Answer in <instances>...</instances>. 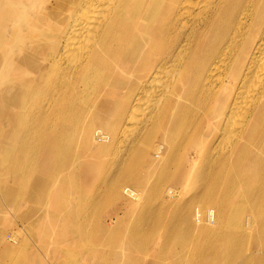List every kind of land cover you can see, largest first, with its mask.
<instances>
[{
  "label": "bare ground",
  "instance_id": "bare-ground-1",
  "mask_svg": "<svg viewBox=\"0 0 264 264\" xmlns=\"http://www.w3.org/2000/svg\"><path fill=\"white\" fill-rule=\"evenodd\" d=\"M15 1L0 0V179L5 169L12 179L22 177L25 160L35 154L42 168L55 147H62V157L65 144L75 141L88 144L89 156L96 158L104 147L100 143H115L121 128L136 124L134 135L115 148L109 171L119 197L128 182L135 186L137 179L149 178L146 207L138 217L144 231L133 225L129 236L147 242L149 233L162 231L166 237L157 253L191 264H251L245 246L218 257L217 242L243 244L253 237L245 228L252 219L264 222V0H52L33 17L22 16L24 34L6 23L17 12ZM25 40L28 50L7 48L21 47ZM63 56L71 69L57 71L54 66ZM49 71L55 79L43 81L42 72ZM87 99L100 108L91 109ZM143 102L149 108L137 117ZM21 115L28 122L25 130L17 126ZM99 116L113 131L101 140L95 136L103 129ZM9 140L17 146L11 149ZM177 143L197 148L198 159L181 163ZM211 143L222 146L215 152ZM152 149L160 151L158 159ZM78 164L87 175L84 163ZM78 164L71 162V168L78 171ZM41 179L36 177L31 187L40 199L29 208L33 212L57 200L53 192L37 195ZM185 179H190L186 186ZM167 183H180L192 194L170 202L165 193L181 190ZM0 189L12 199L10 183L2 182ZM201 204L213 208L204 210ZM245 210L250 215L241 224ZM96 217L95 233L86 227L90 217L83 222L78 215L74 230H45L54 238L53 258L68 251L59 245L62 238L85 241L115 231ZM49 218L59 226L56 216H32L35 223ZM2 237L0 232L1 243ZM255 238L264 246V225ZM8 247L0 250V264ZM218 258L223 260L212 262Z\"/></svg>",
  "mask_w": 264,
  "mask_h": 264
},
{
  "label": "rangeland",
  "instance_id": "rangeland-1",
  "mask_svg": "<svg viewBox=\"0 0 264 264\" xmlns=\"http://www.w3.org/2000/svg\"><path fill=\"white\" fill-rule=\"evenodd\" d=\"M51 1L52 0H16L14 3V9L17 12L14 16H11L8 19V22H6L7 26L10 25V23H14L20 30L23 28L21 32L24 34V21L22 16L27 15L28 17H33L36 12L44 11L45 6ZM49 30L50 29H48V31ZM27 44L28 41L25 40L21 47L8 45L7 48L12 51H14V49L17 51L19 49L23 51L28 50L29 46H27ZM2 47L3 46L0 45V48ZM64 57L65 56L60 59L58 66H54L55 70L66 71L71 69V62L64 59ZM55 77L56 75L52 74L51 71H49L47 75L42 72L41 75V79L47 82L52 81ZM89 100H85L84 103H87L88 101L91 109L95 110L96 108H100L98 102L95 101V103H92L90 102L91 100ZM148 108V104H144V102L141 103L137 108V117L143 116ZM100 118L101 116L98 117V122ZM95 119V116L91 117V120ZM17 122V126L20 130H25L28 127V122L24 120L23 115L19 117ZM100 124L103 129L99 128L100 130L98 129L97 135L95 136H98L101 140L104 132L106 134H112L113 131L110 133L107 127L102 123ZM135 130L136 124L132 125L129 123L125 129L121 128L118 131L115 143H100L102 144L101 146L104 147L99 149L97 153L98 157L96 158L89 156L88 144L83 145V143H77L75 141V143L65 144V151L67 154L62 157H60L62 147H55L54 154L50 153L49 155L51 157L47 159L50 161L42 164V168H37L36 166L38 164L36 161H40L38 154L31 156L29 162L25 160V169L22 177L12 179V176H10V172L7 169L3 171L2 179H0V186L2 182L7 181L15 188L11 200H9L8 196L4 194L2 189H0V197L3 199L0 202V232L3 235V241L2 243L0 242V250H3L2 247L4 245L10 244L11 246V248L8 247L11 249L9 252H3L1 255L3 256V259H5L4 264H21L24 260H28L29 264L194 263L185 258L179 259L170 254L157 253L158 248L161 245L159 242L166 237L162 231H159V233H149V240L147 242L143 240L142 236L132 237L128 234L130 232L129 228L133 225L139 231H144L143 221L138 217L142 216L146 207L145 205H142V202H144L145 194L149 192L150 186L146 183L149 178L145 176L137 179L135 181V186H131L128 182L127 186L122 190L124 195L119 197V190L114 189V178L112 179L109 171L110 166L112 165L110 162H113L111 160L116 154L115 148L124 145L125 143L119 144V142L129 139V137L134 135ZM13 135L15 139V133H13ZM10 142L11 143L7 144L11 149L18 144L13 143L12 141ZM177 144V159L181 161V163H184L185 160L193 162L198 159L197 148H192L188 144L187 146H184V143ZM211 144L215 147L217 146L215 152L220 150V146H222L221 143ZM150 154L154 159H158L157 155L160 156L161 153L159 150L152 149ZM63 161L67 162L65 163ZM70 161L74 164H78L80 161L83 162L84 167L86 166L85 172L87 175L83 173L82 167H79L80 164H78V167L80 168L78 171L72 169ZM7 162L8 159L4 162L5 168H7ZM208 166L207 163L205 168H208ZM52 168L56 169V171L54 170L55 172H51ZM139 172H142V170L140 169ZM30 177L34 178L30 179ZM36 177L42 178L41 190L37 195H49L52 192L54 194L57 192L58 196L56 198L57 200L43 202V205L37 207V210L33 212L29 208L37 206V203L35 202L40 200L35 194H33L34 191L31 189ZM186 180L187 179L184 180L185 186L187 185V182L188 184L190 183V179ZM19 184H22L23 187L27 184L28 186L25 188H17ZM98 185L102 187L101 190H98ZM167 185L172 186L175 190H181L180 183H167ZM145 190L146 192H143ZM191 194L192 191L186 187V190L182 189L179 194H177V192L175 194L173 190H169L165 193L164 198H167L168 201L172 202L175 200L176 196L190 197ZM27 198H31L32 200L26 201ZM55 201H58V205ZM192 203V206L196 205V202ZM200 207L204 210L206 207L213 208L209 204H201ZM33 213L41 215L43 218L46 216H56L60 221L59 226H54L56 222L51 218H49L48 222L38 221L35 223V221L32 220ZM128 213H131V219L129 217L130 214ZM76 215L80 216L83 222L85 221V218L90 217L91 225L88 223L86 226L90 233H95L98 230V227L92 225L95 224L92 222L95 220L93 219V215H97L96 222L99 220L102 224H105L107 227L112 228L115 231L106 235L101 233L100 237L93 236L85 241H71L62 238L59 245L68 249V251L59 255L57 258H53L52 251L54 249L52 246L55 244L54 238H49L48 234H50L51 231H55L57 228H70V230H74L76 225L80 222L79 218L76 219ZM245 215H250L248 210H245L242 213L241 224L246 217ZM207 221L210 225H213L216 220L214 217H210ZM251 223L253 224L250 225L251 230L250 228L248 229V227H245L246 231H249V233L251 231L250 234L253 235L251 239L248 238L249 241H246L243 244H234L232 247L227 246L228 241H219L217 242V245L221 250H218L217 256L223 257V251H228V249L236 250L245 246V248H248L252 253L251 264H264V246H262L261 242L257 241L255 238L256 230L259 226H263L264 222L252 219ZM43 224L45 229L43 228L44 226H42ZM161 229L162 228L160 227L158 228V230ZM45 230L48 234H46ZM190 247H192V244H190ZM66 254L68 256H66ZM222 260V258H218L217 260L212 259V262H221ZM233 263L236 262L233 261Z\"/></svg>",
  "mask_w": 264,
  "mask_h": 264
},
{
  "label": "crops",
  "instance_id": "crops-1",
  "mask_svg": "<svg viewBox=\"0 0 264 264\" xmlns=\"http://www.w3.org/2000/svg\"><path fill=\"white\" fill-rule=\"evenodd\" d=\"M54 196H58L57 192L55 193V195H54Z\"/></svg>",
  "mask_w": 264,
  "mask_h": 264
}]
</instances>
